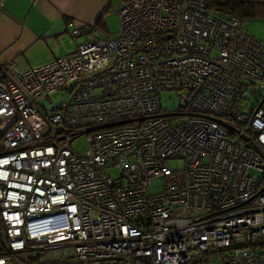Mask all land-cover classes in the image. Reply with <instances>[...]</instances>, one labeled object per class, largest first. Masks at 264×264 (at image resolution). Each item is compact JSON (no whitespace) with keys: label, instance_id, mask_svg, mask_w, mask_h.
Here are the masks:
<instances>
[{"label":"built area","instance_id":"2783aa9c","mask_svg":"<svg viewBox=\"0 0 264 264\" xmlns=\"http://www.w3.org/2000/svg\"><path fill=\"white\" fill-rule=\"evenodd\" d=\"M116 2L115 35L0 63V264H264V42L205 0Z\"/></svg>","mask_w":264,"mask_h":264},{"label":"crops","instance_id":"0c3cea01","mask_svg":"<svg viewBox=\"0 0 264 264\" xmlns=\"http://www.w3.org/2000/svg\"><path fill=\"white\" fill-rule=\"evenodd\" d=\"M116 3V0H0V63L13 64L22 71L69 57L79 39L72 41L68 32L83 25L93 26L95 36L112 35L108 17L114 14Z\"/></svg>","mask_w":264,"mask_h":264},{"label":"rangeland","instance_id":"374dc122","mask_svg":"<svg viewBox=\"0 0 264 264\" xmlns=\"http://www.w3.org/2000/svg\"><path fill=\"white\" fill-rule=\"evenodd\" d=\"M109 18V34H114L119 30V24L117 17L114 14H110ZM244 30L247 32L249 36H251L257 42H264V21L261 20H250L247 21ZM64 95V94H63ZM62 96V93H53L48 98L39 99L37 104L43 106L45 109L50 110L53 106L57 104V101ZM158 104L160 109L165 112H174L177 109V99L173 93H162L158 96ZM172 123H176L178 121L185 120L184 118H171ZM70 150L79 156H82L85 151V143L83 136H78L74 138L70 142ZM183 165L182 160H174L170 161L169 167L170 169H179ZM111 177H115L117 175V170H111L108 173ZM159 190L158 188L151 189L150 193H154V191Z\"/></svg>","mask_w":264,"mask_h":264},{"label":"trees","instance_id":"16d2710c","mask_svg":"<svg viewBox=\"0 0 264 264\" xmlns=\"http://www.w3.org/2000/svg\"><path fill=\"white\" fill-rule=\"evenodd\" d=\"M205 1H206V8L216 13L219 16L236 17L237 19L246 22L250 20L264 21V0H205ZM91 27L94 32V27L93 26ZM115 34L107 35V36H113Z\"/></svg>","mask_w":264,"mask_h":264}]
</instances>
